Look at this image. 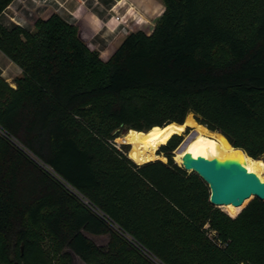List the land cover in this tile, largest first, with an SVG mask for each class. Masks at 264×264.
Returning a JSON list of instances; mask_svg holds the SVG:
<instances>
[{
    "label": "trees",
    "instance_id": "16d2710c",
    "mask_svg": "<svg viewBox=\"0 0 264 264\" xmlns=\"http://www.w3.org/2000/svg\"><path fill=\"white\" fill-rule=\"evenodd\" d=\"M163 1L153 31L106 61L57 13L33 29L0 20L22 69L16 87L0 74V264H264V201L236 218L212 205L174 161L181 136L143 164L111 143L194 114L264 156V0Z\"/></svg>",
    "mask_w": 264,
    "mask_h": 264
},
{
    "label": "crops",
    "instance_id": "0c3cea01",
    "mask_svg": "<svg viewBox=\"0 0 264 264\" xmlns=\"http://www.w3.org/2000/svg\"><path fill=\"white\" fill-rule=\"evenodd\" d=\"M164 10L163 0H14L0 20L11 26L15 22L11 18L18 17L23 26H29L33 17L57 13L68 22L78 24L82 39L106 61L128 33L143 30L150 34ZM116 14L124 15L127 24L118 23ZM0 74L13 87H16L15 79L22 74V69L1 50Z\"/></svg>",
    "mask_w": 264,
    "mask_h": 264
},
{
    "label": "bare ground",
    "instance_id": "6f19581e",
    "mask_svg": "<svg viewBox=\"0 0 264 264\" xmlns=\"http://www.w3.org/2000/svg\"><path fill=\"white\" fill-rule=\"evenodd\" d=\"M178 125L184 127L169 124V126L167 125L168 127L161 132L156 130L137 132L131 129L128 133L123 135V138H118V141L130 145L128 153L130 159L138 164H143L160 158L158 154L159 148L173 135H183L186 127H194L196 128V136L189 141H187V136L183 142V146L177 151L175 159L178 163L182 164V157L187 152L192 153L194 157L202 158L218 157L223 159L225 157H238L250 171H254L262 179L264 178L262 175L264 161L262 159L248 157L247 154L235 149L224 136L198 123L193 114H189L185 122ZM199 134H202V136ZM162 159L165 160V157H162Z\"/></svg>",
    "mask_w": 264,
    "mask_h": 264
},
{
    "label": "water",
    "instance_id": "95a60500",
    "mask_svg": "<svg viewBox=\"0 0 264 264\" xmlns=\"http://www.w3.org/2000/svg\"><path fill=\"white\" fill-rule=\"evenodd\" d=\"M193 116L196 119L194 114ZM196 121L200 123L197 119ZM131 129L132 128L123 130L120 135H125ZM214 132L224 136L229 144L234 147L225 134L219 131ZM196 134V131L188 126L183 135H173L172 137L176 135L182 137L177 149L180 148L187 136V141H189L196 136ZM125 145L130 147L128 144ZM234 148L247 154L242 148ZM180 166L187 171L197 173L207 183L210 189V202L216 207H221V205L225 204L239 203L251 195L264 201V180L254 171H250L238 157H225L223 159L218 157L202 158L194 157L192 153L187 152L183 155L182 164Z\"/></svg>",
    "mask_w": 264,
    "mask_h": 264
},
{
    "label": "rangeland",
    "instance_id": "374dc122",
    "mask_svg": "<svg viewBox=\"0 0 264 264\" xmlns=\"http://www.w3.org/2000/svg\"><path fill=\"white\" fill-rule=\"evenodd\" d=\"M26 16H28V15H26ZM42 16L43 17H40V18H46V17H48V15H46L45 13H42ZM25 18V17H24ZM16 19V21H18L19 19H18V17L17 18H15ZM36 19H38V17H33L32 19H31V21H29V26H27L26 24H24L25 26H23V27H25V28H28V29H33V25H34V22L36 21ZM19 22H21L22 23V21H19ZM14 24H15V22H14ZM192 128H194V127H192ZM194 130L196 131V128H194ZM210 132V131H209ZM200 136H202V134H199ZM204 136H210V135H204ZM118 138H123V136H118L117 138H115V139H113L112 140V144L116 147V148H118V149H120L121 151H124L125 153H126V156L130 159V157H129V155H128V153H129V150H130V147H128L127 145V147L126 148H124V145L125 144H123V143H120L119 141H118ZM180 145V144H179ZM178 145V146H179ZM183 146V144L180 146V148ZM178 148V147H177ZM175 149L174 151H173V155H174V161L177 163V164H179V165H181L180 163H178L177 161H176V159H175V155H176V152L177 151H179V149ZM159 154V153H158ZM248 155V154H247ZM159 156H160V158H158V159H156V160H163V161H167V157H165V155L164 154H159ZM165 157V160L164 159H162V157ZM248 157H251V156H249L248 155ZM251 158H253V157H251ZM255 159V158H254ZM260 159H262L263 161H264V156L262 157V158H260ZM132 160V159H131ZM133 161V160H132ZM136 163V162H135ZM138 164V163H137ZM262 175H263V177H264V169H263V172H262ZM263 180H264V178H263ZM255 197H253L252 195L251 196H249V197H247V198H245L244 200H242L241 202H239V203H231V204H225V205H221V207H219V209H220V211H222L223 213H225L226 215H228V216H230V217H232V218H236L238 215H240L243 211H245L247 208H249L254 202L253 201H255ZM234 208V210L232 211V212H230L232 209ZM213 233H215V231H213ZM91 238L97 243V244H99V245H106L107 244V242H108V237L107 236H91ZM74 264H87V263H85L83 260H81L79 257H75L74 258Z\"/></svg>",
    "mask_w": 264,
    "mask_h": 264
},
{
    "label": "built area",
    "instance_id": "2783aa9c",
    "mask_svg": "<svg viewBox=\"0 0 264 264\" xmlns=\"http://www.w3.org/2000/svg\"><path fill=\"white\" fill-rule=\"evenodd\" d=\"M11 9H14L13 7H11ZM5 15H7L9 17V15L7 13H5ZM114 18L115 20L118 22V23H124V24H127V20L124 18V15H120V14H116L114 15ZM12 21H15V24L16 25H19V26H22L23 27V24L19 21H16L14 20V18H11ZM20 20V19H19Z\"/></svg>",
    "mask_w": 264,
    "mask_h": 264
},
{
    "label": "flooded vegetation",
    "instance_id": "af4514ba",
    "mask_svg": "<svg viewBox=\"0 0 264 264\" xmlns=\"http://www.w3.org/2000/svg\"><path fill=\"white\" fill-rule=\"evenodd\" d=\"M182 140V139H181Z\"/></svg>",
    "mask_w": 264,
    "mask_h": 264
}]
</instances>
